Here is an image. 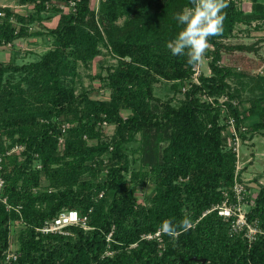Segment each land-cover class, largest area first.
<instances>
[{
	"label": "trees",
	"instance_id": "obj_1",
	"mask_svg": "<svg viewBox=\"0 0 264 264\" xmlns=\"http://www.w3.org/2000/svg\"><path fill=\"white\" fill-rule=\"evenodd\" d=\"M240 1L228 0L223 35L206 50L210 72L198 84L196 65L166 47L181 27L174 15L189 0H98L97 7L92 0H19L32 6L27 14L0 7V48L54 41L38 60L18 64L11 54L0 61V264H264L263 236L250 243L231 235L216 211L206 213L234 183L229 117L244 143L264 133V72L222 64L225 51L254 52L264 43V35L253 44L226 43L244 26L264 31V0H251L249 11ZM44 13L58 16L55 26L44 24ZM99 57L94 77L108 99L73 83L79 65ZM161 81L174 92L167 100L155 95ZM148 183L154 191L140 202L137 189ZM252 194L248 217L264 229V185ZM68 210L86 216L89 228L39 230ZM185 216L192 226L177 238L159 232L165 219Z\"/></svg>",
	"mask_w": 264,
	"mask_h": 264
},
{
	"label": "rangeland",
	"instance_id": "obj_2",
	"mask_svg": "<svg viewBox=\"0 0 264 264\" xmlns=\"http://www.w3.org/2000/svg\"><path fill=\"white\" fill-rule=\"evenodd\" d=\"M251 0H241L239 2V7L245 11L251 9ZM98 0H92V6L97 7ZM0 7H9L15 12L20 14H27L32 11L31 5H21L19 0H0ZM67 10V8L65 7ZM44 24L48 27H53L56 25L58 16L51 15L49 13H44ZM123 21V20H121ZM34 29L38 28V25L33 26ZM242 29V31H241ZM236 35L229 38L226 43L235 44H253L258 41V39L264 35V31L251 30L247 31L246 27H241L236 30ZM54 47V41L50 37H38L35 39L19 40L14 47L9 45L0 48V61L4 62L11 59V54L15 56L16 62L22 64L29 61L38 60L41 55H43L47 50ZM258 51L254 52H244V51H225L223 53L222 64L233 66L234 68H239L240 70H245L250 73L264 72V43L257 46ZM110 63L114 62L111 57H107ZM102 64V58H97L92 65L89 67L80 64L78 67V72L74 77V85L77 91L82 89H92L90 96L94 99H108L109 91L101 88V84L98 78L94 77L97 72L100 71L99 65ZM201 73L206 75L210 72L209 61L206 57L198 64ZM106 70H103V75L106 74ZM155 95L162 100H167L172 95H174L173 89L170 83L161 81L154 85ZM177 99L183 97V94L177 93ZM220 99H224L221 97ZM221 100V101H222ZM177 101V100H175ZM247 106V104H245ZM127 113L124 112V115ZM224 114L221 116V123H225L223 118ZM247 127V126H246ZM228 129V126H227ZM104 133L107 137H110L113 133V127L106 126L104 128ZM137 144L132 145V148L136 147ZM18 148L14 150L17 151ZM240 165H241V177L243 180L248 182H255L257 185H264V133H256L251 140L247 142H240ZM137 157L136 154H130V159ZM154 191V185L148 183L144 187H139L137 189V197L141 202L144 197L151 195ZM19 226L16 227L18 230ZM18 244L16 242L15 235L12 236L11 249L16 250Z\"/></svg>",
	"mask_w": 264,
	"mask_h": 264
},
{
	"label": "built area",
	"instance_id": "obj_3",
	"mask_svg": "<svg viewBox=\"0 0 264 264\" xmlns=\"http://www.w3.org/2000/svg\"><path fill=\"white\" fill-rule=\"evenodd\" d=\"M0 15H4V12H0ZM201 72L199 65L194 67V73L192 76L193 83H199V76ZM183 91H186L187 88L184 86ZM213 102L212 98H209ZM222 100V99H220ZM226 98L221 101H225ZM228 129L231 134V146L236 152L237 164L236 171L234 175V183L230 189H224L223 195L224 199L221 203L215 204L209 209L206 213L211 211H216L217 214L227 221L229 220V231L231 235H242L250 243L257 240L259 236L264 237V229L260 226L258 220H250L248 217V208L252 203V198L254 195L249 190L251 184L248 181H245L241 177V165H240V142L241 138L239 136L238 130L236 128L235 119L229 117ZM1 161V158H0ZM3 187V180L0 179V190ZM70 225H80L85 229H88L87 217L80 216L79 213L75 210H68L61 212L56 218L48 220L44 225L39 228L43 233H64V228ZM159 232L155 234L158 236ZM145 237L150 238L152 235H146ZM16 258V254L9 253L8 259Z\"/></svg>",
	"mask_w": 264,
	"mask_h": 264
},
{
	"label": "clouds",
	"instance_id": "obj_4",
	"mask_svg": "<svg viewBox=\"0 0 264 264\" xmlns=\"http://www.w3.org/2000/svg\"><path fill=\"white\" fill-rule=\"evenodd\" d=\"M227 7L228 0H189V6L174 15L181 27L177 36L166 44L171 54L186 56L192 66L201 63L210 47V38L223 35ZM191 226L188 216L179 222L170 218L162 221L159 232L175 239Z\"/></svg>",
	"mask_w": 264,
	"mask_h": 264
},
{
	"label": "crops",
	"instance_id": "obj_5",
	"mask_svg": "<svg viewBox=\"0 0 264 264\" xmlns=\"http://www.w3.org/2000/svg\"><path fill=\"white\" fill-rule=\"evenodd\" d=\"M4 62H7V61L4 60ZM249 183L251 184V187H252L251 193H253L256 190L257 184L255 182H253V183L249 182Z\"/></svg>",
	"mask_w": 264,
	"mask_h": 264
},
{
	"label": "water",
	"instance_id": "obj_6",
	"mask_svg": "<svg viewBox=\"0 0 264 264\" xmlns=\"http://www.w3.org/2000/svg\"><path fill=\"white\" fill-rule=\"evenodd\" d=\"M195 260H198L199 262H201V264H208V263H206V260L204 258L203 259L195 258Z\"/></svg>",
	"mask_w": 264,
	"mask_h": 264
}]
</instances>
